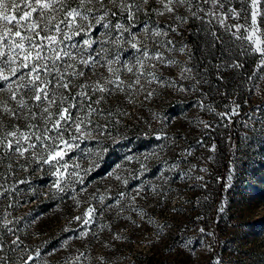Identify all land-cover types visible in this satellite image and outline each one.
I'll list each match as a JSON object with an SVG mask.
<instances>
[{
    "label": "snow or ice",
    "instance_id": "6c2138e0",
    "mask_svg": "<svg viewBox=\"0 0 264 264\" xmlns=\"http://www.w3.org/2000/svg\"><path fill=\"white\" fill-rule=\"evenodd\" d=\"M155 5L151 7L150 0H0V168L4 170L0 173L3 181L0 198L6 199L14 191L7 183L18 170L27 172L30 165H36L35 171L47 170L54 177L50 191L69 195L75 206L80 207L79 197L87 192L84 177L94 164L82 168L76 162L78 158L71 154L83 152L82 144L105 135L110 124L119 123L113 117L124 113L104 107L113 95L124 93L130 98L133 92L139 91L147 100L155 94V89L149 90L153 84L186 95L192 93L194 107L213 114L216 122L228 127L233 117L240 115V104L233 100L218 110L204 85L209 83L210 75L222 83L227 73L243 69L241 56L257 58L246 80L252 84L250 92L264 95V88L260 86L264 82V0H155ZM140 13L165 20L163 26L145 25L143 40L132 30ZM195 23L205 38L208 54L202 70L190 66L193 58L190 46L183 41L178 44L173 38V34L183 35L187 30L184 26ZM98 28L106 31L96 40L93 34ZM226 36L232 46L226 43ZM149 40L154 47L149 46ZM94 44L99 47H93ZM109 44L134 50V61L121 60L119 52L109 56V48L105 47ZM176 54L187 57L184 64L174 58ZM172 67L179 68L177 79L161 75L162 70ZM123 73L132 79L126 82ZM216 91L226 95L219 88ZM101 120L104 123H99ZM213 126L208 120L197 121V127L206 130L205 134ZM155 139L180 147L178 140L164 131L156 133ZM196 143L209 153L216 152L215 143L209 144L205 139ZM177 156L187 160V171H178L177 176L207 188L204 175L199 174L207 173V167L198 169L196 163L187 159L194 157V151L181 148ZM195 158L204 163L213 159L212 156ZM140 167L146 170L143 163ZM180 167L179 162H174L169 170L177 171ZM108 175L128 185V179L119 174ZM162 179L167 182L168 178ZM25 182L17 181L18 184ZM75 184L82 186L79 191L73 187ZM149 191L159 195L155 186ZM138 199H147L143 183L134 189L119 191L115 196L100 194L97 189L83 201L87 204L83 213L72 219L88 228L96 222L98 214L103 217L105 212L115 210L118 218L125 212H134L144 220L147 213L135 207ZM7 207L11 208V203ZM10 216L11 212L7 211L0 216V264H36L41 258L40 250H30L24 244L10 226L13 224ZM126 219L136 227L142 226L130 217ZM146 222L154 223L150 217ZM105 228L111 232V225H102V230ZM199 232L204 233L205 229L201 227ZM89 234L82 230L78 238ZM112 239L119 241L123 237L115 233ZM102 247L110 245L102 244ZM84 256L80 252L66 259L65 264H79ZM97 259L99 264H110L104 256Z\"/></svg>",
    "mask_w": 264,
    "mask_h": 264
},
{
    "label": "rangeland",
    "instance_id": "374dc122",
    "mask_svg": "<svg viewBox=\"0 0 264 264\" xmlns=\"http://www.w3.org/2000/svg\"><path fill=\"white\" fill-rule=\"evenodd\" d=\"M150 6H156L155 0H150ZM120 22L126 23V20ZM157 23L163 26L164 18L140 13L132 30L137 33L138 39L143 40L145 25L155 26ZM184 27L187 30L183 35L177 37L173 34V38L178 44L183 41L189 45V25ZM105 31L98 28L93 39L99 40ZM225 40L231 42L227 36ZM147 43L154 47L151 40ZM93 47H99V44ZM105 47L109 48V56L119 52L121 60L134 61L136 54L127 46L117 48L109 44ZM247 57L241 56V62L244 63ZM174 58L180 64L187 60L186 56L179 54ZM256 59L254 57V61ZM193 65L191 60L190 66ZM254 68L253 63L251 72ZM98 72L107 75L103 69H98ZM178 73L179 68L172 67L162 70L161 75L177 79ZM122 78L126 82L132 79L127 73H123ZM225 79L227 89L219 88L226 93L224 96L216 91L217 87L211 82L204 88L215 100L218 110H223L222 106L233 100L240 104V115L233 117V123L228 127L216 122L213 114L194 107L195 94L192 93L186 95L153 84L150 88L145 85L149 90L155 89L154 96L147 100L139 91L133 92L130 98L124 93L109 97L104 107L124 113L113 117L119 123L110 124L105 135L82 144L83 152L78 150L71 154L78 158L76 162L82 168L94 164L84 177L83 186L87 187V192L79 197L82 203L78 208L69 195L49 190L54 177L47 170L35 171L36 165H30L27 172L18 170L7 183L9 188L14 189L12 192L16 193L18 200L34 191L44 200H51L48 209L31 219L30 229L22 235L30 250L39 249L41 252L36 264H65L66 259L80 252H84L85 256L79 264H99V256H104L110 264H264V95L248 90L252 84L246 80L243 69L230 71ZM260 86L264 88V82ZM199 119L213 122V129L205 134L206 130L197 127ZM161 131L175 137L180 147L170 145L169 141L156 140L155 134ZM200 139L207 140L209 144L215 143L216 152L209 153L206 148H201L196 143ZM228 144L231 155L227 161L224 188L217 207H214L216 185ZM110 147L116 152L113 159L106 157ZM181 148L194 151V157L187 159L196 163L198 169L207 167V173H199L204 175L207 188L177 176L178 171H187V160L177 156ZM207 156H212V161L204 163L202 159L195 158ZM129 157L132 159L129 160ZM174 162L181 165L177 171L169 170ZM141 163L146 165V170H141ZM117 165L120 167L117 168ZM3 171L0 168V173ZM110 172L128 179V185L124 186L114 176H109ZM163 176H167V182L162 179ZM20 180L26 182L18 184ZM141 183L147 199H138L135 207L147 213L144 220L134 212H125L123 217L118 218L115 210L105 212L103 217L98 214L96 222L88 228L72 219L83 213L87 207L83 201L97 189L100 194L115 196L119 191L134 189ZM152 186L156 187L159 195L149 191ZM73 187L79 191L82 186L75 184ZM93 203L100 207L98 202ZM221 207L223 211H219ZM6 211L9 212V208L5 198H0V216ZM127 217L142 226L136 227ZM149 217L154 222L151 225L146 222ZM197 217L201 219L197 220ZM102 225H111V232L106 228L102 230ZM213 225L217 229L218 246L212 235ZM201 227L205 229L204 233L199 232ZM82 230L89 231V236L78 238ZM158 231L160 235H157ZM115 233L123 239L113 240ZM102 244L110 247H102Z\"/></svg>",
    "mask_w": 264,
    "mask_h": 264
},
{
    "label": "trees",
    "instance_id": "16d2710c",
    "mask_svg": "<svg viewBox=\"0 0 264 264\" xmlns=\"http://www.w3.org/2000/svg\"><path fill=\"white\" fill-rule=\"evenodd\" d=\"M198 29H199L198 23L189 25V34L187 36V42L189 43L190 49L193 53V58H192V61L194 62L193 67L202 70L203 62L206 61V57L208 54L205 49V38L203 34H201L198 31ZM226 43L229 46H232L231 42L226 41ZM233 51H235L234 46H233ZM253 63H254V56H248L247 60L244 62L245 67L243 68V74L245 77L248 73L251 72ZM208 80L209 82H211V84L215 85L217 88H221L225 90L227 89L226 79L221 83L216 80L215 75H210L208 77ZM229 150H230V145L228 144V146L224 151V161L222 163L220 179L216 185L217 199L214 201V207H217V204L220 201L219 196L221 195L222 189L224 188V179H225V171L227 169V161L229 160L231 155V152ZM106 157L108 159H113L116 157V152L114 151L113 147H110L107 150ZM14 186H15L14 188L16 189L18 188L16 184ZM29 192L30 191H28V193ZM15 194L16 193L12 191L8 193L5 201L7 205L9 203H11L12 205V207L9 208V212H11V216L9 217V219L13 220V224L10 226L14 228L17 234L20 235L21 239L24 240L22 235L23 233L28 232V230L30 229L31 219H35L36 216L37 217L40 216L42 212L48 209L47 206L51 202V200L50 199L44 200L42 197L38 195L36 191H34L33 193L30 192L27 195V197H24L21 200H18ZM1 216H3V214H1ZM0 231H2V229H0ZM212 235L214 236L216 245L218 246L219 239H218L217 229L214 225L212 227ZM23 242L24 244H26L25 241Z\"/></svg>",
    "mask_w": 264,
    "mask_h": 264
}]
</instances>
